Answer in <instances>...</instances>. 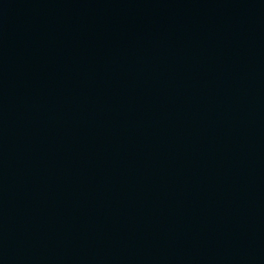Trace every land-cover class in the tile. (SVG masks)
Here are the masks:
<instances>
[{
  "label": "water",
  "instance_id": "1",
  "mask_svg": "<svg viewBox=\"0 0 264 264\" xmlns=\"http://www.w3.org/2000/svg\"><path fill=\"white\" fill-rule=\"evenodd\" d=\"M0 264H264V0H0Z\"/></svg>",
  "mask_w": 264,
  "mask_h": 264
}]
</instances>
